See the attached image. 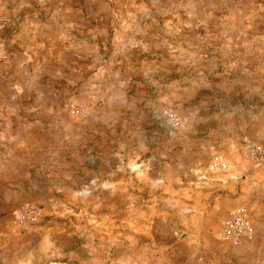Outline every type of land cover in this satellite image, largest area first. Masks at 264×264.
I'll return each mask as SVG.
<instances>
[{"label":"rangeland","instance_id":"374dc122","mask_svg":"<svg viewBox=\"0 0 264 264\" xmlns=\"http://www.w3.org/2000/svg\"><path fill=\"white\" fill-rule=\"evenodd\" d=\"M0 264H264V0H0Z\"/></svg>","mask_w":264,"mask_h":264},{"label":"built area","instance_id":"2783aa9c","mask_svg":"<svg viewBox=\"0 0 264 264\" xmlns=\"http://www.w3.org/2000/svg\"><path fill=\"white\" fill-rule=\"evenodd\" d=\"M25 217L34 219L35 214L33 211L29 210L24 213L23 218ZM231 224L232 225H230V227L227 229V234L229 236L239 238L243 235L248 234L249 226L243 219H235Z\"/></svg>","mask_w":264,"mask_h":264}]
</instances>
